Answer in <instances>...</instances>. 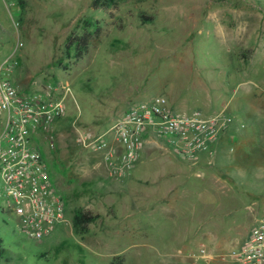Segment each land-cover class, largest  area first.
Returning <instances> with one entry per match:
<instances>
[{
    "label": "rangeland",
    "instance_id": "obj_1",
    "mask_svg": "<svg viewBox=\"0 0 264 264\" xmlns=\"http://www.w3.org/2000/svg\"><path fill=\"white\" fill-rule=\"evenodd\" d=\"M88 31L79 55L73 42ZM11 57L19 91H69L43 149L67 222L35 241L0 203L8 264H230L253 208L264 217V0H0V66ZM157 96L175 113L224 110L230 122L192 162L146 141L122 177L105 151L78 142ZM77 210L97 218L86 235L74 229Z\"/></svg>",
    "mask_w": 264,
    "mask_h": 264
},
{
    "label": "built area",
    "instance_id": "obj_2",
    "mask_svg": "<svg viewBox=\"0 0 264 264\" xmlns=\"http://www.w3.org/2000/svg\"><path fill=\"white\" fill-rule=\"evenodd\" d=\"M17 67L14 57L0 66V203L21 220L29 238L41 241L67 222V202L56 191L43 149L52 144L56 125L66 116L69 90L55 83L54 90L45 88L46 94L23 93L11 80ZM228 122L224 110L212 116L199 110L175 113L167 97L157 96L133 105L105 135H80L78 142L105 151L112 175L122 177L134 168L146 141H164L192 162L212 150ZM229 259L230 264H264V217Z\"/></svg>",
    "mask_w": 264,
    "mask_h": 264
},
{
    "label": "trees",
    "instance_id": "obj_3",
    "mask_svg": "<svg viewBox=\"0 0 264 264\" xmlns=\"http://www.w3.org/2000/svg\"><path fill=\"white\" fill-rule=\"evenodd\" d=\"M126 0H93V7L95 8H110L114 7ZM213 1H224V0H213ZM86 27L92 28L93 32L97 31L99 27L97 23H93L91 20L86 22ZM92 31H88L83 36H76L73 46L77 50V54L81 55L84 51L87 50L89 44V38L92 36ZM72 40V38L70 39ZM43 157L45 158V154L43 152ZM66 200V198L64 197ZM67 202V201H66ZM97 220L96 217L92 216L90 213H85L81 210H77L74 212L73 216V226L76 232L80 235H86L89 233V225L95 223ZM11 255L8 250L3 247L2 239L0 238V264H8L11 260ZM122 264V263H119Z\"/></svg>",
    "mask_w": 264,
    "mask_h": 264
},
{
    "label": "crops",
    "instance_id": "obj_4",
    "mask_svg": "<svg viewBox=\"0 0 264 264\" xmlns=\"http://www.w3.org/2000/svg\"><path fill=\"white\" fill-rule=\"evenodd\" d=\"M263 113H264V112H263ZM158 143H160V142H155V144H158ZM153 144H154V143H153ZM158 145H160V144H158ZM146 148H149V147L146 146ZM253 210H255V211H254L255 214H251V217H254V219H255L256 221L253 219V223H254V222L256 223L257 220H258V217H257V216H258V214H259L260 212H259V211L257 210V208H255V207L253 208ZM263 216H264V198H263ZM249 233H250V231H249L248 233H247V231L244 232L245 239L247 238V236H248ZM245 239H244V240H245ZM244 240H243V241H244ZM243 241H242V242H243ZM242 242H240L237 246L239 247V246L242 244ZM237 246H236V247H237Z\"/></svg>",
    "mask_w": 264,
    "mask_h": 264
}]
</instances>
